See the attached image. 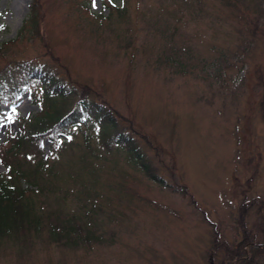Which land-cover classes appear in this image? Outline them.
Here are the masks:
<instances>
[{
    "label": "rangeland",
    "instance_id": "1",
    "mask_svg": "<svg viewBox=\"0 0 264 264\" xmlns=\"http://www.w3.org/2000/svg\"><path fill=\"white\" fill-rule=\"evenodd\" d=\"M29 1L0 0V48L30 57L43 52L44 45L52 57L60 55L70 79L92 88L134 137L148 136L151 146H142L149 159L166 176L165 167L173 166L167 179L185 186L188 194L157 188L126 167L123 183L149 203H139L131 211L115 206L120 220L103 224L102 241L78 249L37 241L20 254L4 245L0 264H222L226 250L238 249L243 232L249 237L252 230V240L258 243L255 211L264 197V122L253 63L260 65L261 52L251 49L243 58L238 51L246 48L244 40L240 44L236 10L216 0H192L204 12L194 21L191 10L178 17L169 43L173 47L169 68L157 59L164 41L151 24L157 11L158 25L172 23L175 0H96L95 7L93 0H40L46 11L45 22L40 23L43 41L19 33ZM108 2L124 7L125 18L107 19ZM249 2L259 12V21L263 20L264 0H238L239 10ZM92 25L97 28L90 35ZM33 89L38 91L29 81L18 98L2 104L3 112L10 115L15 109L20 118L35 114ZM17 129L16 120H0V143ZM97 131L82 121L72 139L80 141L85 136L94 146ZM48 154L45 137L41 156ZM63 163L68 169L67 161ZM110 176L112 172L107 171L101 183H110ZM242 248L248 251L247 246ZM261 260L247 252L236 264Z\"/></svg>",
    "mask_w": 264,
    "mask_h": 264
},
{
    "label": "trees",
    "instance_id": "2",
    "mask_svg": "<svg viewBox=\"0 0 264 264\" xmlns=\"http://www.w3.org/2000/svg\"><path fill=\"white\" fill-rule=\"evenodd\" d=\"M175 1L170 11L172 23L164 21L161 26L158 25L159 12L156 9L151 24L161 34L163 48L168 46V53H164L163 49L157 59L161 64H168L169 68L173 64L170 61V49L173 50V47H169V43L176 34L178 17L182 12L191 10V20L194 21L204 12L200 3ZM216 1L220 4L223 2L228 10H236L234 17L241 35L240 44L245 41L242 47L246 49H238L243 58L249 56L251 49H260L261 63L259 65L253 60L256 67L253 72L262 93L259 111L264 122V18L259 21V12L250 2L241 11L238 0ZM119 6L108 2L110 14L107 19L113 15L125 18L126 9ZM147 16L151 17V14ZM45 19L46 11L42 9L41 1L30 0L19 33L23 31L43 41L40 23ZM96 28L97 25L89 27V34ZM165 39L168 40L166 45ZM43 47V52L30 57L8 54L7 47L0 48V120H16L18 128L15 133L7 134L0 143V165L3 166L0 171V246L8 245L18 254L34 247L37 241L46 246L71 249L102 241V234L105 233L103 224L120 220V209L115 206L131 211L139 203H149L148 199L140 197L123 183V180H127L126 167L157 188L181 196L188 194L185 186L167 179L172 176L173 166L165 167L166 176L149 159L142 146H151L148 136L134 137L130 127L120 122V115L96 98L98 95L92 88L70 79L69 67L60 55L52 57V53ZM173 52L175 54L176 48ZM44 56H49V61ZM29 81L38 90L30 92L38 111L27 118L17 117L13 110L10 115L5 114L1 109L2 104H10L18 98ZM75 85L79 88L76 89ZM82 121L91 128H98L94 146L85 136L80 141L72 139L74 130ZM45 137H48L49 154L43 158ZM68 155L73 158L72 162L67 160ZM65 160L68 169L63 163ZM60 170L73 173L62 175L58 172ZM107 171L112 172L110 183L102 184V176ZM132 178L134 180L135 177ZM176 186H180V189ZM135 196L137 198L133 200ZM70 200L74 202L67 205ZM256 207L255 230L260 232V241L256 243L252 240V230L249 237L243 232L238 249L226 250L222 264L241 263L247 252L262 259L258 264H264V197L256 203ZM240 208L243 210V204ZM211 242L215 244L214 237ZM244 246L248 247V251H244Z\"/></svg>",
    "mask_w": 264,
    "mask_h": 264
},
{
    "label": "snow or ice",
    "instance_id": "3",
    "mask_svg": "<svg viewBox=\"0 0 264 264\" xmlns=\"http://www.w3.org/2000/svg\"><path fill=\"white\" fill-rule=\"evenodd\" d=\"M96 6V0H93V7ZM13 112H15V109L13 110ZM9 119V122L11 121V118H8Z\"/></svg>",
    "mask_w": 264,
    "mask_h": 264
}]
</instances>
